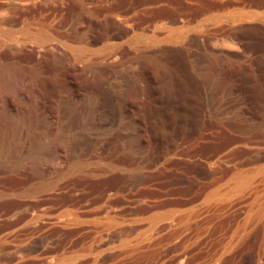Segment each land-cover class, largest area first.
Returning <instances> with one entry per match:
<instances>
[{"label":"rangeland","instance_id":"obj_1","mask_svg":"<svg viewBox=\"0 0 264 264\" xmlns=\"http://www.w3.org/2000/svg\"><path fill=\"white\" fill-rule=\"evenodd\" d=\"M0 264H264V0H0Z\"/></svg>","mask_w":264,"mask_h":264},{"label":"bare ground","instance_id":"obj_2","mask_svg":"<svg viewBox=\"0 0 264 264\" xmlns=\"http://www.w3.org/2000/svg\"><path fill=\"white\" fill-rule=\"evenodd\" d=\"M112 21V20H111ZM116 37V36H115ZM123 37V36H122ZM123 39V38H122ZM101 40V39H100ZM168 43V42H167ZM121 44V43H120ZM159 44V43H158ZM122 45V44H121ZM164 45V44H163ZM94 47V46H93ZM165 47H167V46H165ZM49 48V47H48ZM159 48V47H158ZM161 48V47H160ZM162 48H163V46H162ZM93 50V49H92ZM164 50H166V48L164 49ZM163 49H162V51H164ZM161 51V52H162ZM94 53V52H93ZM112 53V52H111ZM106 55H108V54H106ZM112 55V54H111ZM101 56V55H100ZM104 58V57H103ZM107 58V57H106ZM112 58H113V56H112ZM111 59V58H110ZM117 60V59H116ZM107 63V62H106ZM106 67H108V66H106ZM101 71V70H100ZM5 74H4V76L5 77H7V76H9L11 73L9 72V71H6V72H4ZM100 75H101V73H100ZM104 78V77H103ZM43 80V79H42ZM41 79H40V81H38L39 82V88L40 89H44V91H45V88H46V82H44V81H42ZM107 83V82H106ZM106 83L104 82V80L103 79H97L92 85V87H94V89L99 93V95H100V97H101V100H102V102H103V104L105 105V106H107L108 104H107V101H109L108 100V95H107V93H106ZM48 88V87H47ZM93 89V90H94ZM111 90V89H110ZM110 90H108L109 92H110ZM48 91V90H47ZM111 93V92H110ZM113 94V93H112ZM114 97H116V96H114ZM113 97V98H114ZM118 97V96H117ZM111 98V97H110ZM118 98H120V97H118ZM116 100H117V98H116ZM122 100V99H121ZM112 101H114V100H112ZM103 104H101V105H103ZM109 106V105H108ZM110 107V106H109ZM66 110V109H65ZM113 112V111H112ZM92 113V112H91ZM118 113V112H117ZM99 115V114H98ZM112 116H114V115H112ZM96 118H97V116H96ZM112 118V117H111ZM116 118H118V117H116ZM134 118V117H133ZM111 121V120H110ZM102 123V122H101ZM65 126V125H64ZM68 126V125H67ZM66 126V127H67ZM65 129V128H64ZM155 158V157H154ZM162 158V157H161ZM151 159V158H150ZM155 162V161H154ZM150 165V164H149ZM73 218V217H72ZM74 219V218H73ZM63 220V219H62ZM68 220V219H67ZM60 221H61V219H60ZM71 221V220H70ZM107 234V233H106ZM110 235H111V233H110ZM110 237V236H109ZM108 237V238H109ZM106 242V241H105ZM104 244V243H103Z\"/></svg>","mask_w":264,"mask_h":264}]
</instances>
